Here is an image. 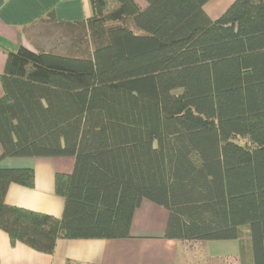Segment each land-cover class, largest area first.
Returning a JSON list of instances; mask_svg holds the SVG:
<instances>
[{"label": "trees", "instance_id": "obj_1", "mask_svg": "<svg viewBox=\"0 0 264 264\" xmlns=\"http://www.w3.org/2000/svg\"><path fill=\"white\" fill-rule=\"evenodd\" d=\"M143 1L90 0L91 17L65 25L90 49L8 54L0 161L74 165L55 178L60 218L7 205L34 171L0 168V230L43 254L60 239H126L147 200L168 212L166 239L247 240L243 260L264 264V0L214 21L211 0Z\"/></svg>", "mask_w": 264, "mask_h": 264}, {"label": "crops", "instance_id": "obj_2", "mask_svg": "<svg viewBox=\"0 0 264 264\" xmlns=\"http://www.w3.org/2000/svg\"><path fill=\"white\" fill-rule=\"evenodd\" d=\"M141 8L143 0H134ZM234 0H211L204 11L211 20L218 19ZM53 15L54 20L49 18ZM90 0H0V77L8 54L19 48L36 53L59 54L56 29L69 32L80 29L65 26L86 21L91 17ZM73 28V29H68ZM74 44V43H73ZM70 43L68 54H72ZM79 45V44H78ZM62 55V54H59ZM3 90L0 84V99ZM71 157L7 158L0 168H31L34 186L9 185L4 201L9 206L60 218L64 200L55 192L57 175L72 172ZM168 212L147 200L135 211L130 237L119 240L56 241L52 254L37 252L23 244L11 245L8 235L0 230V264H214L212 242H186L164 237ZM239 242V241H238ZM249 248L247 240L239 242ZM249 250V249H248ZM247 252V249L245 250ZM227 258V257H225ZM215 260V261H214ZM223 264H250L248 257L227 258Z\"/></svg>", "mask_w": 264, "mask_h": 264}, {"label": "rangeland", "instance_id": "obj_3", "mask_svg": "<svg viewBox=\"0 0 264 264\" xmlns=\"http://www.w3.org/2000/svg\"><path fill=\"white\" fill-rule=\"evenodd\" d=\"M229 3V0H227V2L224 4V6ZM56 34L57 36H61V38H59L60 42L59 46L60 47V51H57V53L62 54V55H66L68 54V49L70 48V43H72L73 41H79V39H82V45L86 50L87 48L90 49L89 47V37H87V35H84L82 33V31H73V32H69L68 30H64L61 28L56 29ZM91 44V42H90ZM69 47V48H68ZM210 243V242H209ZM213 248L211 250V253L214 254V257H217L218 259H216V262H214V264H223V261H226L227 258H233L234 256H238L239 260H243L242 258V254L244 253V251L247 249L248 252V248L246 245L243 244V247H241L240 243L238 241H234V240H230V241H212ZM246 253V251H245ZM227 257V258H225ZM215 261V260H214Z\"/></svg>", "mask_w": 264, "mask_h": 264}]
</instances>
